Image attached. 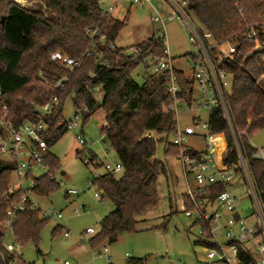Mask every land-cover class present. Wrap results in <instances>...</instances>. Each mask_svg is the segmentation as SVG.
<instances>
[{"label":"trees","instance_id":"trees-1","mask_svg":"<svg viewBox=\"0 0 264 264\" xmlns=\"http://www.w3.org/2000/svg\"><path fill=\"white\" fill-rule=\"evenodd\" d=\"M30 1L44 7L45 12L0 0V121L5 119L17 127L23 121L33 120L36 109L56 95L60 109L49 118L50 131L43 135L50 148L67 133V122L62 116L66 100L70 98L75 112H80L83 126L98 110L104 112L107 127L100 129L101 134L124 171L119 178L106 174L95 180L103 191V201L112 203L114 210L99 223V232L88 244L93 250L104 244L112 245L120 236L136 233L139 218L157 208L158 179L167 173L164 162L180 157V149L169 140L177 128L174 115L168 110V75L155 73L144 65L151 50L159 54L154 36L135 46L141 50L139 56H126L128 49L115 46L126 20L103 15L101 0ZM186 1L190 15L216 42L237 45L236 54L227 63L233 76L227 101L235 131L241 135L243 153L264 200V161L250 144L251 136L264 129V53L247 58L258 43L264 46V38L259 34L260 38L253 41L246 34V26L257 24L264 14V0ZM90 28H99L106 34V40L101 42L96 38L92 43L86 35ZM111 45L116 49L111 50ZM58 52L78 61L80 66L70 72L51 63V55ZM190 56L195 60L193 54ZM140 67L143 68L141 85L134 80ZM40 72L49 82L62 78L67 81L62 89L53 92L38 80ZM176 75L182 91L180 98L189 104L193 101L194 84L183 72ZM95 88L99 89L97 94ZM208 119L211 133L226 135L228 150L224 161L229 168L234 167L237 155L221 111L212 110ZM148 133H153L155 138L148 139ZM160 142L164 143V159L156 160ZM189 153L198 155L193 149ZM44 159L49 173H54L57 159L48 153ZM14 169L15 162L0 160V264H9L13 259L16 264H33L26 263L19 253L8 252L5 243L24 246L31 242L38 247L41 230L48 223L40 211L18 214L12 234L1 240L6 211L20 197V192L9 194ZM58 187L45 174L36 179L33 193L44 196ZM221 192V185L214 186L207 197L213 200ZM183 203L185 210L192 207L186 195ZM59 231L57 227L54 233ZM195 244L213 247L207 239H198ZM239 254L244 260L248 255L241 248ZM128 264H145V260L130 259Z\"/></svg>","mask_w":264,"mask_h":264},{"label":"built area","instance_id":"built-area-1","mask_svg":"<svg viewBox=\"0 0 264 264\" xmlns=\"http://www.w3.org/2000/svg\"><path fill=\"white\" fill-rule=\"evenodd\" d=\"M154 1L159 2L158 5H153ZM122 3L131 6H150L153 10L150 21L157 27L153 36L159 54L151 50L145 56L144 65L155 73L168 75L167 92L170 98L168 110L174 115L177 128L171 142L180 149L179 161L187 186L185 195L192 205L190 209L185 210L184 216L191 221L190 227L197 228V240L207 239L213 244V247L204 246L208 250L206 261H221L225 264H264V200L258 190L248 159L243 153L240 144L241 135L235 131L227 101L233 84V76L228 71L227 63L236 54L237 45L229 41L216 42L213 35L190 15L186 0H118L117 4L109 6L100 3V11L103 15L110 17ZM163 6H167L169 9L167 16L163 14ZM173 21L178 22L180 27L186 30L188 42L196 50V53L193 54L195 60H193L190 79L194 84L193 101L189 104L180 98L182 91L176 75V72L180 71L175 69L174 59L171 56V43L166 26L167 22ZM246 34L248 39L253 41L260 38L259 34L264 38V14L257 24L246 26ZM86 35L92 43L96 38L101 42L106 40V34L99 28L87 29ZM256 46L264 47L260 43ZM110 49L115 50L116 47L111 45ZM124 54L139 56L141 50L132 47ZM50 62L70 72L80 66L78 61L59 52L51 55ZM38 80L53 92L62 89L67 81L66 78H62L49 82L43 72L39 73ZM94 92L97 94L99 89L95 88ZM59 109L58 97L52 95L44 105L36 109L33 120L23 121L17 127L5 119L0 121V160L15 162L12 178H16V183L12 185L10 181L9 194L20 192L17 202H13L6 211V220L2 225V241L12 234L16 217L20 213L40 211L41 217L45 219L62 218L54 210L43 212L33 193L36 181V178H33V170L38 167H46L44 155L49 151L43 135L50 131L48 120ZM183 109L194 114L190 118L191 124L184 127L180 125L179 120ZM215 109L221 111L237 155V163L231 168L224 161L228 150L226 135L211 133L209 119L207 118L205 122L202 120V112L209 114ZM80 121V112H75L74 119L66 125L67 132L74 133L79 127ZM106 127L105 123L101 129ZM146 137L148 139L155 138L153 133H148ZM192 138L203 141L204 148L201 151L195 150L189 144V140ZM76 140L81 148L80 153L85 157L84 163L92 169L93 178L89 182V186L97 187L95 198L102 202L103 191L95 184V180L103 175H98L95 171L98 165H96L95 156L91 155L93 142H89L81 134L76 135ZM102 140L106 143L104 136ZM250 144L258 150L259 157L264 161V150L258 149L251 141ZM190 149H193L198 155L190 154ZM103 167L106 174L118 175L124 171L121 163H107L103 164ZM236 179L242 180L245 185L253 209L252 221L242 216L236 199L230 192ZM27 182H30V185L25 189ZM217 185L223 187V192L211 200L207 196L211 189ZM67 195L75 196L78 195V192L68 190ZM75 212L77 213V211ZM85 234L95 235L96 232L89 228ZM64 237H69V234L65 233ZM5 248L8 252L19 253L20 245L8 242L5 243ZM240 248L248 254L245 260L239 254ZM107 253L108 250L105 248L101 258H106ZM1 259L3 261V258ZM9 264H16V260H11ZM63 264L69 263L64 262Z\"/></svg>","mask_w":264,"mask_h":264},{"label":"rangeland","instance_id":"rangeland-1","mask_svg":"<svg viewBox=\"0 0 264 264\" xmlns=\"http://www.w3.org/2000/svg\"><path fill=\"white\" fill-rule=\"evenodd\" d=\"M100 3L109 6L117 4L118 0H101ZM33 8L45 12L44 7L35 5ZM162 10L165 16L169 14L167 6H163ZM152 11L150 6L120 4L112 17L120 21L126 20V25L115 46L129 49L153 36L157 27L150 21ZM166 29L171 43L174 67L190 80L193 69L190 55L196 53V50L189 44L187 32L178 22H167ZM142 72L143 68L140 67L134 75V80L139 85L142 84ZM193 115L183 109L179 115L180 125L184 127L191 124L190 118ZM62 116L63 121L67 123L74 119L75 109L70 98L63 105ZM201 116L205 122L208 113L202 112ZM104 124L105 114L102 110H98L85 126L81 117L79 127L74 133L67 132L49 148L48 154L55 157L58 162L55 172L49 173L48 167L33 170V178L49 174L59 185L54 192L39 197L34 194V198L43 212L54 210L62 218L48 219L47 225L41 230L38 247L31 242L20 246L19 254L23 260L33 264H63L65 261L69 264H128L130 259H143L145 264H225L221 261L207 262L208 250L195 244L197 228L188 231L192 223L184 216L183 203L187 186L181 162L174 158L166 159L164 162L167 173L158 179L159 204L157 208L147 211L139 218L138 231L120 236L112 245L104 244L95 250L89 247L88 241L94 235L86 236V230L91 228L97 234L101 218L114 210V206L109 201L101 202L95 198L97 187L89 186L93 178L92 169L84 163V155L78 154L81 148L76 135L81 134L89 142H93L91 155L95 156L98 165L95 171L98 175H104L106 172L103 164L119 163L115 152L102 140L100 129ZM169 140H172V136ZM250 140L258 149L264 150V129L255 132ZM189 144L198 151L204 148L203 141L198 138L190 139ZM164 149V143L160 142L157 145L156 160L164 159ZM115 176L119 178L121 174ZM15 183L16 178L13 177L11 184ZM29 185L30 182H27L25 189ZM68 190H76L78 195L68 197ZM230 192L236 197L238 209L246 218L253 209L243 181L236 179ZM57 227L60 231L54 233ZM65 233L69 234L68 238L64 237ZM81 244L86 245L89 251L84 256L77 257L74 248ZM105 247L108 249L107 257L101 258L99 255Z\"/></svg>","mask_w":264,"mask_h":264},{"label":"water","instance_id":"water-1","mask_svg":"<svg viewBox=\"0 0 264 264\" xmlns=\"http://www.w3.org/2000/svg\"><path fill=\"white\" fill-rule=\"evenodd\" d=\"M5 1L11 2L25 9H31L33 8V6L36 5V2L30 1V0H5ZM4 21H5V18H2L1 23L4 24ZM258 53H264V47L256 46L254 50L252 51V53L247 56V58H250L253 55L258 54Z\"/></svg>","mask_w":264,"mask_h":264},{"label":"crops","instance_id":"crops-1","mask_svg":"<svg viewBox=\"0 0 264 264\" xmlns=\"http://www.w3.org/2000/svg\"><path fill=\"white\" fill-rule=\"evenodd\" d=\"M155 2V3H154ZM153 2V5H158V3L159 2H157V1H154ZM68 196V195H67ZM75 196H77V195H75ZM68 197H73V196H68ZM235 199H236V197H235ZM236 203H237V199H236ZM237 206H238V203H237ZM239 207V206H238ZM113 211V210H112ZM112 211H109V213H111ZM240 211V210H239ZM108 213V214H109ZM107 214V215H108ZM242 214V213H241ZM106 216V215H105ZM225 216H227V215H225ZM104 218V217H103ZM103 218H101V221L103 220ZM246 218L249 220V221H252V211H251V213L249 214V215H246ZM100 221V222H101ZM86 235V234H85ZM87 236V235H86ZM68 238V237H67ZM106 248V247H105ZM104 248V249H105ZM104 249H103V251H104ZM74 250L76 251V256L78 257H80L81 255L82 256H84L85 254H87L88 253V248H87V246L86 245H83V244H81V245H78L77 247H75L74 248ZM108 250V249H107ZM102 251V252H103ZM102 252L100 253V257H101V254H102ZM22 256V255H21ZM94 257V256H93ZM65 262H67V261H65Z\"/></svg>","mask_w":264,"mask_h":264}]
</instances>
